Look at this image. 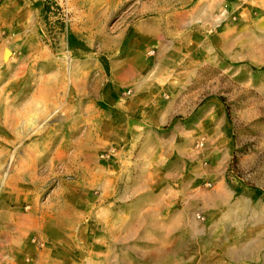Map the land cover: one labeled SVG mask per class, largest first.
<instances>
[{
  "label": "rangeland",
  "instance_id": "374dc122",
  "mask_svg": "<svg viewBox=\"0 0 264 264\" xmlns=\"http://www.w3.org/2000/svg\"><path fill=\"white\" fill-rule=\"evenodd\" d=\"M0 241L264 264V0H0Z\"/></svg>",
  "mask_w": 264,
  "mask_h": 264
},
{
  "label": "crops",
  "instance_id": "0c3cea01",
  "mask_svg": "<svg viewBox=\"0 0 264 264\" xmlns=\"http://www.w3.org/2000/svg\"><path fill=\"white\" fill-rule=\"evenodd\" d=\"M4 248H5L4 242L0 241V250H3ZM6 260H7L6 254L0 253V264H3L2 261H6ZM8 260H10V259L8 258ZM39 260H41L39 264H44V263H41L43 258H39Z\"/></svg>",
  "mask_w": 264,
  "mask_h": 264
},
{
  "label": "built area",
  "instance_id": "2783aa9c",
  "mask_svg": "<svg viewBox=\"0 0 264 264\" xmlns=\"http://www.w3.org/2000/svg\"><path fill=\"white\" fill-rule=\"evenodd\" d=\"M197 216H199V215H197Z\"/></svg>",
  "mask_w": 264,
  "mask_h": 264
}]
</instances>
